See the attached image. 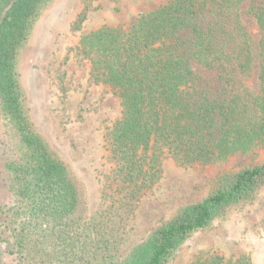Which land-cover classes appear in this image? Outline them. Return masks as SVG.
Instances as JSON below:
<instances>
[{"label": "trees", "instance_id": "trees-1", "mask_svg": "<svg viewBox=\"0 0 264 264\" xmlns=\"http://www.w3.org/2000/svg\"><path fill=\"white\" fill-rule=\"evenodd\" d=\"M55 1L0 0V136L11 144L3 187L20 221L18 264H170L192 234L264 191V160L223 170L200 200L175 207L118 253L141 197L160 178L162 153L206 165L264 147V0H167L127 27L79 36L75 50L92 81L120 105L105 134L111 170L94 217L85 184L35 124L20 74V51ZM86 17L83 8L70 29L80 31ZM191 264L251 263L213 252Z\"/></svg>", "mask_w": 264, "mask_h": 264}, {"label": "rangeland", "instance_id": "rangeland-1", "mask_svg": "<svg viewBox=\"0 0 264 264\" xmlns=\"http://www.w3.org/2000/svg\"><path fill=\"white\" fill-rule=\"evenodd\" d=\"M166 1L56 0L20 51V74L33 120L85 184L90 217L100 210V195L111 170L105 134L120 116V105L109 86L92 81L89 65L76 53L75 46L82 33L102 25L127 27L138 14ZM83 8L87 9V17L81 30L73 32L71 21ZM9 137L2 145L0 136V264H18L21 255L20 221L12 206V196L3 187V161L9 156L5 152L9 150ZM254 158L264 160V147L206 165H179L162 153L160 178L141 197L118 253L126 254L175 207L200 200L221 171ZM24 245L26 252L31 250L28 242ZM213 252L233 259L248 256L251 264H264V191L253 204L192 234L175 252L170 264H191L197 257Z\"/></svg>", "mask_w": 264, "mask_h": 264}]
</instances>
